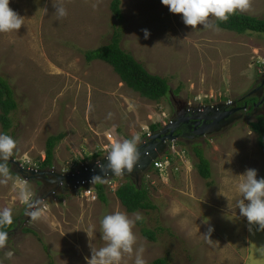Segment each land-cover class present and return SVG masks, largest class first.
I'll return each mask as SVG.
<instances>
[{
  "label": "rangeland",
  "instance_id": "1",
  "mask_svg": "<svg viewBox=\"0 0 264 264\" xmlns=\"http://www.w3.org/2000/svg\"><path fill=\"white\" fill-rule=\"evenodd\" d=\"M112 1L10 0L24 25L19 31L0 33V75L17 104L9 116V135L17 141L11 159L22 169L40 170L38 162L45 159L50 136H62L54 149L55 173L101 159L112 143L135 135L140 136L139 146L152 125L170 121V93L179 87L174 96L179 102L208 105L242 99L259 75L264 34L193 29L161 0H120L118 23L110 10ZM249 3L247 10L237 12L264 20V0ZM56 6L65 7L68 15L58 18ZM114 30L120 31L125 52L150 74L167 79L170 93L165 99H144L127 88L110 65L86 62L83 53L107 45ZM144 30L149 32L147 39ZM253 121L255 117L235 121L221 134L171 147L172 166L163 179L151 172L131 180L137 188L145 186L155 210L128 213L115 196L127 180L118 178L105 188L107 204L84 191L69 193L67 200L75 202L67 219L57 196L46 201L42 197L45 213L32 221L18 192L27 181L38 199L35 179L25 180L24 171L14 182L0 183V208H12L13 218L19 219L10 241L0 248V264H86L92 247L107 243L102 240L101 219L116 211L133 219L136 213L142 216L133 231L146 264L163 257L168 264H264L255 254L264 246V230L247 226L235 191L238 176L248 169H255L258 179L264 177V152L248 125ZM196 146L210 163V183L198 174ZM25 228L36 235L24 233ZM90 228L92 239L86 234ZM209 228L213 243L205 236ZM142 230L154 232L156 241L146 240ZM121 264H135V251L124 254Z\"/></svg>",
  "mask_w": 264,
  "mask_h": 264
},
{
  "label": "clouds",
  "instance_id": "2",
  "mask_svg": "<svg viewBox=\"0 0 264 264\" xmlns=\"http://www.w3.org/2000/svg\"><path fill=\"white\" fill-rule=\"evenodd\" d=\"M161 3L167 6L171 13L181 15L185 25L193 29L197 28V26H202V29H214L217 31L219 28L210 22V18H215L218 21L224 22L236 11H244L250 7L249 0H161ZM44 10L47 12L46 9ZM55 15L58 18H64L68 15L67 9L63 6H56ZM23 25L24 18L10 8V0H0V33L19 31ZM144 35L147 39L149 32L144 30ZM260 65L262 68L259 70V75L264 76V62ZM221 102L231 103L232 101L221 100ZM225 130H223V132ZM152 133L151 131L147 132L144 139ZM139 141L140 136L135 135L131 138L124 139L122 142L112 143L107 155V164L98 165L103 172V178L101 176H95L93 178V185L90 188L92 192L88 196L94 198V200L97 199L94 187L96 181H100L104 185L107 183L105 185V187H107L111 186V181H116L117 178L127 177L133 181L138 179L140 173H136L132 177L122 175L130 174L134 169H139L140 153L137 147ZM16 149L17 141L6 133H0V183L7 184L9 181H15L12 169L9 165V159L14 155ZM170 150L171 147L169 148L168 146L166 151L157 158L159 160L167 159L169 161L170 166L167 170V175H169L168 171L171 170L172 166V157H167ZM153 161L149 169L143 173V175L145 174L147 176L149 173L154 172V174L158 173L160 176L157 170L152 169ZM89 163L82 164L84 166ZM81 165L78 167V172L82 168ZM73 167L74 168L69 171H60L58 174L71 175V173H75L76 168L75 166ZM52 170L53 168L47 170V172ZM110 175L118 177L106 179ZM257 175L255 169H248L243 175L238 176L240 179L235 184V191L240 195L241 199L238 200L237 207L240 215L247 219L250 226L258 225L260 230H264V177L258 179ZM20 177L22 176L20 175ZM164 177L160 176L162 179ZM37 183L38 182H36V184ZM46 185L48 186V184ZM37 186H39V191H37L36 198H38L39 193H41V185L38 183ZM73 187H76V189ZM48 188L55 189L51 193L54 194V196L58 195L60 199H62L63 196L67 197L70 194L73 195L83 191L85 193L86 191L84 186H71L70 182L55 184V186H48ZM18 198L26 205L25 215L29 216L32 221H37L43 217L46 210V200L34 199V193L28 187L27 181L24 182V186L18 192ZM134 216L135 219L130 218L126 213L121 211L104 215L100 221V226L102 229V240L107 243L99 249L92 247L91 258H86V264H121L123 255L133 254L134 251L135 264H146L143 258L144 249L142 247H136L137 237L133 231L136 222L143 218L138 213L134 214ZM13 222V209L9 207L0 208V248H4L7 245L9 232L5 229L11 226ZM212 231L213 229L209 228V234L205 235L209 243H213L210 239ZM86 234L89 239H92L94 236V228H90L86 231ZM255 254L259 258H264V246L256 248Z\"/></svg>",
  "mask_w": 264,
  "mask_h": 264
},
{
  "label": "trees",
  "instance_id": "3",
  "mask_svg": "<svg viewBox=\"0 0 264 264\" xmlns=\"http://www.w3.org/2000/svg\"><path fill=\"white\" fill-rule=\"evenodd\" d=\"M110 10L114 19L119 23L122 19L120 0H113L110 5ZM219 29L226 31H232L237 34H244L246 32L261 33L264 34V20L257 19L239 12L229 16L227 21H215V24ZM121 34L119 30H114V34L107 45L101 46L97 49L85 51L83 53L86 62L90 63L93 61H101L110 65L114 72L119 76L120 80L124 83L127 88L140 95L142 98L149 101L158 102L161 99H165L170 93V86L167 79L162 78L158 75L150 74L143 64L136 61L134 57L125 52L121 47ZM181 90L179 87L176 91L170 94L178 95ZM227 101L228 99H221ZM238 106L243 105V101H237ZM17 108V104L13 97V90L10 87L8 81L0 75V125L2 133L10 134L12 128V121L10 114L13 113ZM250 130L257 135V144L260 149L264 152V116H259L256 121L249 122ZM163 126L161 123H157L150 127L151 132H155ZM62 139L61 135L50 136L46 140L45 145V159L38 162V167L41 170H49L53 167L54 161V149ZM194 154L198 159L196 168L198 169L199 176L210 183L211 170L209 161L203 156L200 147H194ZM168 157V156H167ZM85 158L83 161L86 162ZM11 169L12 165L9 164ZM13 176L19 177L20 175L13 171ZM158 174V173H157ZM127 182L125 185L120 186L115 194L120 200L122 206L130 214L136 211H149L155 210L156 207L151 203L148 192L144 185L137 188L135 184L131 182L129 178H125ZM38 184V183H37ZM95 190L99 201L106 203V187L100 182H95ZM64 197V196H63ZM14 222L11 226H8L5 230L9 232V240L13 231L17 228L18 218H13ZM140 223V222H139ZM141 225V223H140ZM161 230V228H158ZM24 233L36 235L35 231L31 229H23ZM142 235L146 240L155 242V233L147 230H142ZM50 264H53L52 262ZM151 264H168L166 257L154 260Z\"/></svg>",
  "mask_w": 264,
  "mask_h": 264
},
{
  "label": "water",
  "instance_id": "4",
  "mask_svg": "<svg viewBox=\"0 0 264 264\" xmlns=\"http://www.w3.org/2000/svg\"><path fill=\"white\" fill-rule=\"evenodd\" d=\"M262 84H264V79ZM170 95L172 97L171 103H174L173 119L167 125L146 137L144 142L137 146L140 153L139 169H134L132 173L122 176L132 177L136 173H145L151 166V162L166 151L169 143L174 142L178 138V135H175L178 131L180 132V137L189 139L216 135L233 124V119L239 118L235 115L239 109L234 102H221L211 105H188V103L179 102V100L174 98L173 94ZM187 130H191V135L186 134L185 131ZM107 162V156H105L84 165L78 173L61 175L53 171L22 169L18 162L11 158L9 159V163L15 172L22 176V173L25 171L28 176H23V178L25 180L34 178L41 185V189L45 188V184L54 185L69 182L71 186L80 187L83 181H93L95 176L103 178V172L98 165H106ZM113 177L118 176L110 175L106 179ZM50 193L51 191H48L45 195L39 193L38 199L42 200L41 198L43 197L46 200L47 195ZM28 218L30 217L28 216Z\"/></svg>",
  "mask_w": 264,
  "mask_h": 264
},
{
  "label": "flooded vegetation",
  "instance_id": "5",
  "mask_svg": "<svg viewBox=\"0 0 264 264\" xmlns=\"http://www.w3.org/2000/svg\"><path fill=\"white\" fill-rule=\"evenodd\" d=\"M263 79L264 76L258 75L255 78L254 83L251 85V87L249 88V90L247 91V93L244 95V97H242V99H238L239 101H243V105L238 106V102H235L234 100L232 102L236 103V107L239 109L237 114H235L236 116H238L239 118L237 119H233L234 123L235 121H239V120H245L251 117H255V119L259 116H264V84L263 83ZM256 91V92H255ZM237 100V101H238ZM220 101L218 102H214L212 104H217L220 103ZM179 103V102H178ZM181 104V103H180ZM172 106V115L170 117V121L173 119L174 116V103L171 105ZM249 124V123H248ZM233 126V124H232ZM186 134L191 135V130H187L185 131ZM223 133L220 132L219 134ZM175 135H178V138L172 142L169 143V148L170 147H175L176 145H182V144H187V143H192L195 140L200 139V137H196L194 139H189V138H182L180 137V132H176ZM37 186V184H36ZM48 186H55L54 185H49ZM48 186L45 184V188H40V192L41 194H47L48 191H53L55 189H51L48 188ZM39 188V186H38Z\"/></svg>",
  "mask_w": 264,
  "mask_h": 264
},
{
  "label": "built area",
  "instance_id": "6",
  "mask_svg": "<svg viewBox=\"0 0 264 264\" xmlns=\"http://www.w3.org/2000/svg\"><path fill=\"white\" fill-rule=\"evenodd\" d=\"M170 166V163L167 159L165 160H154L152 163V169L153 170H157L160 174L161 177L167 176V170ZM81 167H83V164L81 165ZM79 168L75 169V173H78ZM74 173H71V175H73ZM82 186H88L91 187L93 185V181H83L81 183ZM111 185V184H110ZM74 189H76V187H73ZM85 193H88V195L90 194L89 192L85 191Z\"/></svg>",
  "mask_w": 264,
  "mask_h": 264
},
{
  "label": "crops",
  "instance_id": "7",
  "mask_svg": "<svg viewBox=\"0 0 264 264\" xmlns=\"http://www.w3.org/2000/svg\"><path fill=\"white\" fill-rule=\"evenodd\" d=\"M117 180H119L118 178H117ZM115 186V185H114ZM107 195V194H106ZM51 196H54V194H49L48 196H47V198H46V200L47 199H49V197H51ZM55 196H57V198L55 199L56 200V202H59V204H61V206H63L62 207V210L64 211V213H65V217H67V219H68V217H69V214H70V208L73 206V203L75 202V200H67V199H69V198H71V196L70 197H63L62 198V200L60 201V198H59V196L58 195H55ZM115 196H116V194H115ZM58 198H59V200H58ZM116 198H117V196H116ZM106 199H107V197H106ZM117 201H119L120 202V200L117 198ZM108 203V199H107V202L105 203V204H107ZM121 203V202H120ZM119 203V204H120ZM122 205V204H121ZM120 205V206H121ZM66 208V209H63V208ZM118 207V206H117ZM66 212H67V214H68V216L66 215ZM247 224V226L248 227H250V225L248 224V222L246 223Z\"/></svg>",
  "mask_w": 264,
  "mask_h": 264
}]
</instances>
